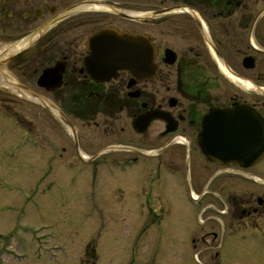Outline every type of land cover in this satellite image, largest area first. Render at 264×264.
I'll use <instances>...</instances> for the list:
<instances>
[{
	"label": "rangeland",
	"instance_id": "1",
	"mask_svg": "<svg viewBox=\"0 0 264 264\" xmlns=\"http://www.w3.org/2000/svg\"><path fill=\"white\" fill-rule=\"evenodd\" d=\"M262 9L264 0L254 14ZM208 14L205 26L210 41L219 32L224 34V53L228 59L224 62L228 68L264 90V56L249 49L245 35L240 38L233 33L249 32L251 23L243 31L234 19L217 21ZM162 21L156 41L172 48L181 58L196 61L202 68L212 88L211 106H218L222 97L231 92L240 100L253 95L256 88L243 90L224 75L222 63L203 46L192 19L170 15L159 20ZM168 23L173 24L172 32L165 30ZM143 28L154 33V27ZM252 32H260L251 36L252 46L264 50V15ZM16 43H6L0 48ZM188 46L193 53H188ZM246 56L256 57L252 71L242 68ZM159 77L154 86H161L160 83L172 86L175 67L164 69ZM0 87L5 88L1 79ZM33 88L60 109L58 101L34 85ZM13 99L6 104L0 101V264H215L214 253L228 252L231 248L236 255L223 260L225 264H264V242L254 240L220 244L205 259L190 237L192 227L199 225L195 215L198 209L194 210L187 201L181 181L172 186L167 172H162L164 177L161 179L160 175L159 186L145 200L147 184L138 186L137 191L126 189L123 180L127 173L119 165L97 161L94 164L99 168L91 166V158L103 148L121 144L124 119L119 115L111 118L98 115L86 122L68 116L78 132L82 161L70 158L72 138L53 110L41 107L33 99ZM15 121L30 132L17 127ZM160 130L157 124L152 134ZM128 139L133 143L138 140L129 136ZM60 147L64 148V152H58L62 159L55 158L54 148ZM99 155L117 158L119 153ZM135 193L140 205L126 206V195L130 198ZM146 201L149 210L144 207ZM86 247L88 252L84 255Z\"/></svg>",
	"mask_w": 264,
	"mask_h": 264
},
{
	"label": "flooded vegetation",
	"instance_id": "2",
	"mask_svg": "<svg viewBox=\"0 0 264 264\" xmlns=\"http://www.w3.org/2000/svg\"><path fill=\"white\" fill-rule=\"evenodd\" d=\"M261 2L263 0H0V47L14 41L29 40L19 51L0 48V79L5 86L0 87V101L5 103L14 101L13 98L21 99L19 94L25 91L36 95L33 85L36 87L42 70L61 63L63 73L60 89L47 94L36 87L55 102L58 101V106L69 102L72 114L80 115V107L86 101L110 99L119 102L117 106L106 105L103 114L105 117H112L118 111L119 116L124 119L119 156L92 159L91 166L95 170L97 166L94 163L97 164V161L106 165H119L120 170L127 173L123 180L126 189L130 187L137 191L138 186L147 184L145 200L159 186L164 177L162 172L169 174L172 186L181 181V190L185 192L187 201L194 210L198 209L195 215L199 225L192 227L193 235L190 237L192 243L198 244L203 251L205 259L220 244L247 240L264 242V158L249 168H242L237 163L219 166L208 162L197 145L201 120L208 111L206 103L190 102L183 97L178 90V77H175L172 86L166 87L162 83L161 86H154L163 70L170 68L162 63L163 51L173 50L166 44H159L155 39L159 26L164 23L159 20L175 14L186 15L192 19L199 32L190 11L202 22H205L209 12L208 15L217 21L234 19L244 31L250 23L252 25L255 18L253 15H258L254 12ZM93 5L103 9L95 11ZM176 8L181 11L164 13ZM144 11L164 14H156L154 19L143 21ZM185 23L190 25L187 21ZM144 26L154 27V33L144 30ZM108 27L132 36L146 35L150 39L158 50L155 61L158 70L155 78L142 80L128 71H122L116 80L105 85L92 83L83 69V59L87 54L86 42L93 34ZM170 28H174L173 24H166V32H172ZM233 33L239 34L240 38L245 35L246 45L259 54L252 49L249 39L260 32ZM224 41L223 32H219L218 37L212 41L223 62L228 61L224 53ZM203 46L206 48L204 43ZM188 53H193V49L189 47ZM177 61L178 67H184L190 62L185 59L183 61L178 54ZM194 63L197 67L193 76L182 78V83L206 82L201 67L196 61ZM257 77L256 75L253 81L255 84L258 82ZM14 86L23 91L17 88V92H14ZM222 98L218 106L212 107L225 109L233 104H247L264 123L262 94L254 92L248 99L240 100L237 94L231 92ZM154 111L169 119L174 126L173 132L168 133L166 123L153 121L143 135L136 134L131 128L132 121ZM94 112L92 109L91 113ZM96 116L98 115L93 118ZM157 124L161 126V130L154 135L152 131ZM128 136L137 138V142L133 143ZM76 139L77 144L72 140V159H80L77 130ZM54 151L57 153L55 158L62 159L58 152H64V148H54ZM158 151L162 152L155 153ZM132 195L134 198L126 195V206H139L138 194ZM156 199L154 193V202ZM144 207L149 210L147 201ZM234 255L235 249L231 248L228 252H215L212 259L215 264H225Z\"/></svg>",
	"mask_w": 264,
	"mask_h": 264
},
{
	"label": "water",
	"instance_id": "3",
	"mask_svg": "<svg viewBox=\"0 0 264 264\" xmlns=\"http://www.w3.org/2000/svg\"><path fill=\"white\" fill-rule=\"evenodd\" d=\"M154 17V14L151 15ZM201 33L203 32L199 24ZM204 41L215 49L202 33ZM88 55L83 60L85 72L96 84L108 83L117 79L118 72L129 71L133 76L151 79L157 73L154 65L156 50L145 36L132 37L114 29L106 28L87 41ZM164 64L173 66L176 55L169 50L164 52ZM245 70L255 68V58L247 57L242 62ZM63 66L59 63L45 70L37 81L40 88L53 92L61 87ZM58 119L75 136L72 125L58 112ZM164 120L168 124V133L174 126L163 116L147 114L133 120L132 128L142 134L153 120ZM198 146L209 162L225 165L237 162L247 168L264 156V125L259 116L247 106L234 105L232 109H210L202 120V130L197 138Z\"/></svg>",
	"mask_w": 264,
	"mask_h": 264
},
{
	"label": "trees",
	"instance_id": "4",
	"mask_svg": "<svg viewBox=\"0 0 264 264\" xmlns=\"http://www.w3.org/2000/svg\"><path fill=\"white\" fill-rule=\"evenodd\" d=\"M194 71H195V66L193 63L189 62L184 67L179 66L178 74H177V77L180 78L178 83L179 93L190 102L192 101L195 103L196 101H198V103H203V102L208 103V94L204 84L189 83L187 81H183L184 83H182L181 81L182 78H188L193 76ZM105 102L109 103L108 100H106ZM99 104H101L100 99H93L86 101L84 102V105H82L81 107L80 115L76 113H73V115H75V117L81 121H86L89 117L87 112L90 113V109L94 110L93 106L97 108ZM63 110L64 111L67 110L69 113H72L71 107L65 106V108L63 107Z\"/></svg>",
	"mask_w": 264,
	"mask_h": 264
},
{
	"label": "bare ground",
	"instance_id": "5",
	"mask_svg": "<svg viewBox=\"0 0 264 264\" xmlns=\"http://www.w3.org/2000/svg\"><path fill=\"white\" fill-rule=\"evenodd\" d=\"M21 46H22V44H17V45H14L11 49L15 50V49L20 48ZM223 73L231 82L238 85L243 90H251L252 88L255 89V86L252 83H250L244 79L239 78L238 76L233 74L230 70L223 68Z\"/></svg>",
	"mask_w": 264,
	"mask_h": 264
}]
</instances>
